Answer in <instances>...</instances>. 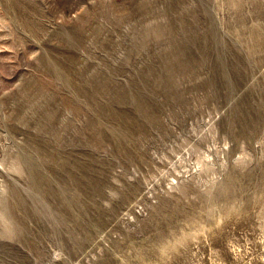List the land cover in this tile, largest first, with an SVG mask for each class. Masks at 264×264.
I'll list each match as a JSON object with an SVG mask.
<instances>
[{"label":"rangeland","instance_id":"rangeland-1","mask_svg":"<svg viewBox=\"0 0 264 264\" xmlns=\"http://www.w3.org/2000/svg\"><path fill=\"white\" fill-rule=\"evenodd\" d=\"M0 264H264V0H0Z\"/></svg>","mask_w":264,"mask_h":264}]
</instances>
